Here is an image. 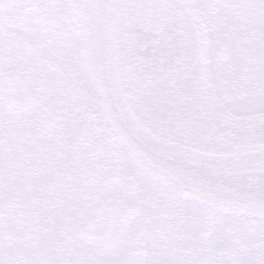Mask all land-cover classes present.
Listing matches in <instances>:
<instances>
[{
    "label": "water",
    "instance_id": "1",
    "mask_svg": "<svg viewBox=\"0 0 264 264\" xmlns=\"http://www.w3.org/2000/svg\"><path fill=\"white\" fill-rule=\"evenodd\" d=\"M5 1L17 6L31 2ZM64 4L73 26L89 39L90 54H82L80 60L119 146L132 149L121 131L129 121L142 117L160 121L162 126L155 133L149 128L144 131L189 153L194 166L209 174L214 191L172 177L161 186L220 214L264 220V117L234 118L216 100L209 82L206 33L194 0H64ZM145 38L151 43L164 41L162 59L144 60V49L136 41ZM15 86L22 92H13ZM22 87L23 79L12 73L2 80L0 97L12 110H21L14 102L29 101ZM171 116L179 120H170ZM52 123L53 117L44 125L46 132ZM132 152L138 160L146 159L143 153ZM146 166L149 171L154 167ZM117 172L118 164L115 179ZM153 175L168 176L164 169ZM123 188L128 189L126 183ZM135 212L133 202L106 197L84 214L79 236L108 249L118 244ZM51 261L74 264L65 259Z\"/></svg>",
    "mask_w": 264,
    "mask_h": 264
},
{
    "label": "flooded vegetation",
    "instance_id": "2",
    "mask_svg": "<svg viewBox=\"0 0 264 264\" xmlns=\"http://www.w3.org/2000/svg\"><path fill=\"white\" fill-rule=\"evenodd\" d=\"M210 12L209 16L218 21L220 16L214 8ZM223 14L230 15L227 11ZM250 18L240 23L243 28L247 27L245 32L228 34L227 39L231 41L233 38L236 45L229 42L221 44L214 33L213 38L209 39L210 48H217V56L223 50V59L216 60L218 63L227 61L232 71L227 75L236 78L235 74L243 66V78L248 90L264 83V23L255 22L253 16ZM67 23L68 16L65 9L63 12L60 0H31L28 5L19 6L0 0V92L4 76L12 73L23 79L22 88L30 95L28 102L13 103L16 108H21L19 111L10 109L0 98V204L4 206L3 212L9 210L24 214L35 227L40 215L44 222L54 217L64 219L72 224L62 229L63 235L60 232V237L84 241L78 234L84 212L106 196L123 197L124 181L130 186L124 164L127 156L108 131L98 109L97 97L84 87L86 84H80L72 61L63 52H58L59 65L54 68L10 36L13 30H24L59 41L65 47L66 34L78 38L77 32L73 33L66 27ZM238 57L241 58L239 67L235 69L234 61L237 62ZM215 63H210L211 84L220 104L238 118L264 116V109L240 111L230 106L229 99L220 92V83H215V78L222 72ZM81 70L79 67L77 72ZM243 78L241 82L245 83ZM12 91L22 92L18 86ZM242 94H245L244 91ZM52 117L54 123L50 132L46 133L44 125ZM64 139H68L69 143ZM116 162L119 164L117 179L113 177ZM136 171L137 175L143 176ZM145 180L152 182L147 178ZM129 191L132 199L131 186ZM93 196L95 200L92 205L78 207L82 202L93 200ZM154 227L161 235L174 234L176 229L171 227L170 233H165L161 225L151 224L145 233ZM139 229L133 216L117 245L104 249L100 243L84 242L99 246L101 252L125 246L126 252L114 264H143V242L138 236ZM160 234L155 237H162ZM63 241L59 240L56 244L60 252L47 256L44 264H54L52 259H65L77 264L63 252L70 247L68 241ZM0 264L9 262L1 261Z\"/></svg>",
    "mask_w": 264,
    "mask_h": 264
},
{
    "label": "rangeland",
    "instance_id": "3",
    "mask_svg": "<svg viewBox=\"0 0 264 264\" xmlns=\"http://www.w3.org/2000/svg\"><path fill=\"white\" fill-rule=\"evenodd\" d=\"M60 1L64 12L63 0ZM197 1L202 5L206 17L214 27L213 33L216 39H219L221 44L227 41L232 45H236L233 38H231V41L227 39L229 30L225 31V37L221 36V32L226 25L224 27L219 26V22L213 20V18L209 16L213 6L208 3L207 0ZM256 2L259 13L253 20L263 24L264 0H256ZM234 6L228 5L227 7V12L230 14V21L232 20L230 23L233 24L243 18L237 7ZM10 36L15 38L18 43L24 44L34 51L42 62L54 68H58L59 59L56 54L58 52H63L64 49L63 44L60 45L59 41H53L50 38L37 34L34 35L24 30H13ZM224 38H226V41ZM73 39H76V37H71L66 34L65 45ZM209 51V62H216L217 69H222L221 75L215 78V83H220L219 89L222 95L230 100L234 95H243L242 91L246 94L249 88L246 79L243 78V66L242 69L240 68V72L235 74L236 78H233L227 75L232 72L227 66V61L218 63L216 60L217 48L211 47ZM237 59V62L234 61L233 68L235 67V69L239 67V60L241 58L238 57ZM72 64L73 70H76L75 75L80 84H86L84 87L88 88L93 96H96L83 70H81L82 72L80 73L77 72L79 67L82 69L79 59L72 61ZM226 68L228 69L224 71ZM234 73L235 72H233V74ZM241 78L245 80V83L241 82ZM112 138L115 141L113 136ZM64 141L67 143L68 139H64ZM124 164L126 174L129 175L130 178L128 181L131 186L132 200L137 206L134 220L140 227L138 236L139 238L141 237L140 239H142L143 242V264H150L151 262H156L157 264H205L203 262L208 259L206 250L208 246L204 245V238L209 242L213 241V250H209L210 252L208 253L212 264H249L250 261H258L260 264H264V261H259V259L264 257V222L245 217L219 214L210 209L201 208L187 202L177 204L175 201L176 197L172 193L158 185L156 186V184L154 185L152 182L151 184L149 181L145 180V177L137 175L134 165L128 158H126ZM94 200L95 196H93V200H87L84 203L78 204V207L84 205L90 206ZM3 208L4 206L0 204V263L1 261H7L9 264H44L47 256L49 257L60 252L58 251L59 249H56V244L59 240H64L63 243H66V241H68V244L70 243V247L63 252L75 260L77 264H114L127 250V248L123 246L108 252L97 251V246L75 239L74 237L70 239L67 237H60L62 229L66 227L69 228L72 224L64 219L58 218L61 221V225L59 221H57V217L53 216L54 218H50L47 222H44L40 215L36 220L35 227L32 220L25 218L24 214L12 213L9 210L3 212ZM162 210H164L165 213L168 212L172 214V218H170V220L153 222L154 218L156 219V215L161 213ZM50 217H52V213H50ZM41 221L43 224H41ZM181 222L189 224L192 228L189 232L186 230V234L194 233L195 231V234L198 235L195 248H187L180 240L172 241L171 237L174 238L176 233L162 237L164 240L166 239V241H172L169 243L159 238H151L145 235L147 228H149L151 224L161 225L165 233H170L169 228H180L179 224ZM243 224L251 227L255 226L256 229H258L256 239L249 246L243 247L244 250L241 252H233L228 237L224 234V230L229 226L238 227ZM74 240L76 241L71 243Z\"/></svg>",
    "mask_w": 264,
    "mask_h": 264
},
{
    "label": "snow or ice",
    "instance_id": "4",
    "mask_svg": "<svg viewBox=\"0 0 264 264\" xmlns=\"http://www.w3.org/2000/svg\"><path fill=\"white\" fill-rule=\"evenodd\" d=\"M136 46L144 49L141 55L145 61L150 63L162 59L166 53V47L162 40L159 43H151L145 38V40L136 41ZM89 48L88 37L80 35L64 47L63 54L69 61H75L82 54H90ZM229 104L240 111L264 109V83H261L258 88L248 90L246 94L234 95L229 100ZM170 120H179V117L171 116ZM161 126L160 121L155 119L145 120L143 117L139 121H129L126 126H122L123 138L132 146V149L143 153L146 158L145 160H138L133 155L132 149H126L128 159L135 167L144 171L146 175L152 176L158 184H163L168 177H172L182 183L199 184L209 192L214 191L209 174L194 166L193 158L189 153L178 151L165 143L163 139L151 138L144 131V128H149L155 133ZM148 163L154 166L151 171L147 169L146 164ZM160 169L166 170L168 174L164 179H159L153 175ZM261 260L264 261V257ZM249 264H260V262L250 261Z\"/></svg>",
    "mask_w": 264,
    "mask_h": 264
},
{
    "label": "trees",
    "instance_id": "5",
    "mask_svg": "<svg viewBox=\"0 0 264 264\" xmlns=\"http://www.w3.org/2000/svg\"><path fill=\"white\" fill-rule=\"evenodd\" d=\"M208 2L212 3L213 5L216 6V11L219 9L222 13H225L226 11H228L227 7L228 5L230 6H234V7H238L239 5H249L251 4L252 0H207ZM223 10V11H222ZM240 14L244 13L239 11ZM244 15V14H241ZM247 30L246 28H242L241 30H239L240 33H243ZM172 214L166 212L164 210L161 211V213L156 215V219L154 218L153 222H157L159 220H170ZM156 220V221H155ZM200 224V222H199ZM180 228L176 227L175 229V233L176 236L180 238L181 240H183V242H185V244L188 246V248H194L195 244H196V234L195 231L194 233H188L186 234L185 231L187 230L188 232L191 231V227L189 226V224H184V222L179 224ZM158 228V227H157ZM185 229V230H184ZM157 229L151 228L148 229V234L152 235V236H157L159 235L161 232L159 231V233L156 231ZM196 230V229H195ZM181 231V233H180ZM225 234L227 235L228 239H229V243H230V247L232 249L233 252H241L243 249V247L245 246H249L250 244H252L255 239H256V235H257V229L255 226H249V225H241L238 227L235 226H229L224 230ZM162 237H165L166 235H161ZM161 237V238H162ZM164 240V238H162ZM166 241V239H165ZM204 245L208 246L207 253H209L210 251H212L213 249V241L209 242L207 239L204 238L203 240ZM210 250V251H209ZM205 264H212L211 260L208 263Z\"/></svg>",
    "mask_w": 264,
    "mask_h": 264
},
{
    "label": "bare ground",
    "instance_id": "6",
    "mask_svg": "<svg viewBox=\"0 0 264 264\" xmlns=\"http://www.w3.org/2000/svg\"><path fill=\"white\" fill-rule=\"evenodd\" d=\"M37 3V2H36ZM194 3H195V11H196V13H197V15H198V18H199V20H200V23L202 24V26H203V28H204V30H205V33H206V41H207V55L209 54L208 52H209V48H210V46L209 45H211L210 44V40L209 39H212L213 38V25L211 24V22L208 20V18L206 17V15H205V13H204V9H203V7H202V5L197 1V0H194ZM208 3H210V2H208ZM212 6H213V8H214V10L216 11V6L215 5H213L212 3H210ZM257 2H256V0H252L251 1V4H249V5H239L238 7H237V9H238V11H241V12H244V13H241V14H244V18L242 19V20H240V21H238V22H235V24H233V23H230L231 21H230V18H229V16L230 15H226V14H223V13H221V12H219L218 10L216 11L217 12V14L220 16L219 17V19H218V22H219V26H222V27H224L225 25V27L223 28L224 30L221 32L222 33V37H225V31H227V30H229V33L228 34H231L232 32H238L239 30H241V25H240V23L242 22V21H249V20H251L252 18H250L251 16H253L254 18L256 17V16H258L257 14L259 13V11H258V7H257ZM209 5V4H208ZM210 10H211V7H210ZM223 11V10H222ZM224 22H226V23H224ZM221 27V28H222ZM243 28V27H242ZM209 36V37H208ZM228 36V35H227ZM219 37V36H218ZM224 40L226 41V38H224ZM228 42H224V44L223 45H226ZM223 50H220L219 51V54H218V56L216 57V59L218 58V60L219 61H221L222 59H223ZM208 61V60H207ZM208 73H211V71H210V62L208 61ZM212 92H213V94H214V96H216L215 95V91L214 90H212ZM103 199H100L99 201H97L96 202V204H95V206L93 207V208H91L90 210H93L97 205H98V203L99 202H101ZM86 212H84V214H85ZM57 221H59V223L61 222L59 219L57 220ZM79 229V228H78ZM61 235H63V231H61ZM122 237V236H121ZM121 237H120V239H121ZM76 240H74L73 241V243L75 242ZM88 243H90L89 241H87ZM97 248H98V250L97 251H100L101 249H100V247L99 246H97ZM104 248V247H103ZM111 248V247H110ZM105 249V248H104ZM109 249V248H108ZM150 264H156V262H151Z\"/></svg>",
    "mask_w": 264,
    "mask_h": 264
}]
</instances>
